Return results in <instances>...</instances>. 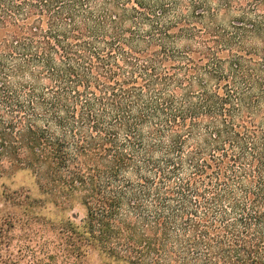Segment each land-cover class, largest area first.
Instances as JSON below:
<instances>
[{
	"label": "trees",
	"instance_id": "trees-1",
	"mask_svg": "<svg viewBox=\"0 0 264 264\" xmlns=\"http://www.w3.org/2000/svg\"><path fill=\"white\" fill-rule=\"evenodd\" d=\"M20 170L82 208L53 227L71 264H264V0H0ZM41 201L0 186V248Z\"/></svg>",
	"mask_w": 264,
	"mask_h": 264
},
{
	"label": "rangeland",
	"instance_id": "rangeland-1",
	"mask_svg": "<svg viewBox=\"0 0 264 264\" xmlns=\"http://www.w3.org/2000/svg\"><path fill=\"white\" fill-rule=\"evenodd\" d=\"M0 186L10 190H27L30 199L43 200L32 205L27 211L28 216L35 220L30 227L15 226L8 230L7 243L2 244L0 248V260L8 264H71L72 259L60 251V238L53 227L72 213L81 216L82 208L75 205L72 209H64L54 205L50 200H45L33 176L26 170L0 178ZM101 260L95 254H91L83 264H101Z\"/></svg>",
	"mask_w": 264,
	"mask_h": 264
}]
</instances>
